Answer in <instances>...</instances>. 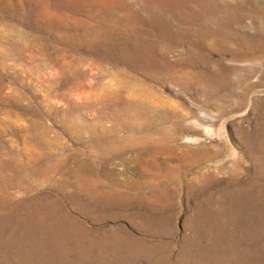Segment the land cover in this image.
<instances>
[{
	"label": "rangeland",
	"instance_id": "1",
	"mask_svg": "<svg viewBox=\"0 0 264 264\" xmlns=\"http://www.w3.org/2000/svg\"><path fill=\"white\" fill-rule=\"evenodd\" d=\"M0 264H264V0H0Z\"/></svg>",
	"mask_w": 264,
	"mask_h": 264
}]
</instances>
